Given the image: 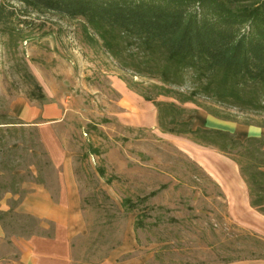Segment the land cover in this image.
<instances>
[{"label":"rangeland","instance_id":"rangeland-1","mask_svg":"<svg viewBox=\"0 0 264 264\" xmlns=\"http://www.w3.org/2000/svg\"><path fill=\"white\" fill-rule=\"evenodd\" d=\"M1 2L0 264H264L235 161L264 157V84Z\"/></svg>","mask_w":264,"mask_h":264},{"label":"trees","instance_id":"trees-1","mask_svg":"<svg viewBox=\"0 0 264 264\" xmlns=\"http://www.w3.org/2000/svg\"><path fill=\"white\" fill-rule=\"evenodd\" d=\"M15 1L36 11L82 17L96 30L104 28L116 33L130 47L136 46L145 53L162 49L184 68L197 67L207 75L221 70L226 78L238 82L264 84V0ZM13 11L1 2L0 24L10 19ZM99 36L117 57L116 45L104 33ZM35 87L40 90L37 83ZM160 89V95L170 91ZM34 97L43 99L44 94L40 92ZM144 98L151 100L150 96ZM235 161L251 206L264 215V157L247 163Z\"/></svg>","mask_w":264,"mask_h":264},{"label":"crops","instance_id":"crops-1","mask_svg":"<svg viewBox=\"0 0 264 264\" xmlns=\"http://www.w3.org/2000/svg\"><path fill=\"white\" fill-rule=\"evenodd\" d=\"M116 85L120 90H124V84L121 81H117ZM43 111L45 112V110ZM44 112L42 113L41 111H39L35 117H39V114L46 116V112L45 113ZM20 115L24 116L27 119L32 117V114H30L28 110H24L23 112H21ZM20 257H21L20 259L21 264H39L38 263L39 257L35 253V251L30 247L29 244H27L25 248L22 250V252L20 253Z\"/></svg>","mask_w":264,"mask_h":264}]
</instances>
